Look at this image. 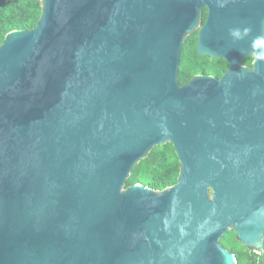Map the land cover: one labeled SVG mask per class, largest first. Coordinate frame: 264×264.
I'll return each mask as SVG.
<instances>
[{
  "label": "water",
  "instance_id": "water-1",
  "mask_svg": "<svg viewBox=\"0 0 264 264\" xmlns=\"http://www.w3.org/2000/svg\"><path fill=\"white\" fill-rule=\"evenodd\" d=\"M41 6L0 45V264H237L231 231L262 254L264 0ZM204 8L197 55L229 69L180 86ZM167 144L177 183L127 187Z\"/></svg>",
  "mask_w": 264,
  "mask_h": 264
},
{
  "label": "trees",
  "instance_id": "trees-1",
  "mask_svg": "<svg viewBox=\"0 0 264 264\" xmlns=\"http://www.w3.org/2000/svg\"><path fill=\"white\" fill-rule=\"evenodd\" d=\"M204 11V19L206 18ZM42 14L41 0H0V45L7 34L17 30H33ZM196 55L195 33L189 36L181 49L178 82L180 86L188 84L195 76L215 75L219 79L228 69V63L214 59L215 66L206 70L205 63ZM250 60H248L249 62ZM181 164L171 144L154 148L148 158L141 161L132 171L127 187L142 184L156 191L174 186L180 175ZM222 245L232 252L237 264H264V252L245 248L234 232L221 240Z\"/></svg>",
  "mask_w": 264,
  "mask_h": 264
},
{
  "label": "flooded vegetation",
  "instance_id": "flooded-vegetation-1",
  "mask_svg": "<svg viewBox=\"0 0 264 264\" xmlns=\"http://www.w3.org/2000/svg\"><path fill=\"white\" fill-rule=\"evenodd\" d=\"M205 10H206L207 13H206V18L204 19V11ZM207 16H208V9L207 8H204L202 10V21H201V25H200L199 29L195 32V37H196V55H197V43H198V39H199V33H200V30H201V27L205 24V22L207 20ZM199 57H201L202 59H204V58L205 59H208V61L204 62L205 63V66L204 67L206 68V70H210V69H212V67L215 66L214 59L209 58V57H203V56H199ZM248 60H250V61L248 62ZM253 63H254V58L249 57V56L248 57H245L243 59V61H242V65L245 66V67H247V68H253ZM228 66H229V64H228ZM228 69H229V67H228ZM228 69L226 70V72L228 71ZM200 75L201 76H214V77H216L215 75H203V74H200ZM216 78H218V77H216Z\"/></svg>",
  "mask_w": 264,
  "mask_h": 264
}]
</instances>
